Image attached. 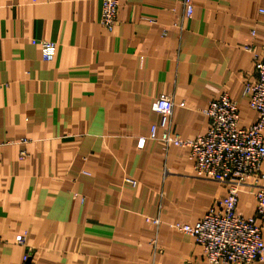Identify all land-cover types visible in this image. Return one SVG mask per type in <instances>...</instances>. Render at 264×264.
<instances>
[{"label":"crops","instance_id":"crops-1","mask_svg":"<svg viewBox=\"0 0 264 264\" xmlns=\"http://www.w3.org/2000/svg\"><path fill=\"white\" fill-rule=\"evenodd\" d=\"M192 4L185 17L179 0H118L107 30L101 0H0V264H22V236L29 264L206 263L170 224H194L225 189L160 135L204 134L222 93L239 125L255 121L244 88L264 56V0ZM33 39L54 42L52 60ZM260 173L238 193L242 217Z\"/></svg>","mask_w":264,"mask_h":264},{"label":"built area","instance_id":"built-area-1","mask_svg":"<svg viewBox=\"0 0 264 264\" xmlns=\"http://www.w3.org/2000/svg\"><path fill=\"white\" fill-rule=\"evenodd\" d=\"M184 16L193 12L192 0H179ZM118 0H101L100 24L112 30L117 17ZM39 46L42 60L50 61L55 54V44L50 40L33 39ZM244 93L249 95V107L256 112L253 123L241 126L239 108L235 101L222 93L212 99L205 109L209 118L206 132L194 139L181 138L170 128L160 135L165 144H175L189 148V159L193 163L194 174L221 184L225 195L215 201L194 224L171 223L175 230L191 235L202 246L205 264H249L264 259V186L254 193L256 206L254 214L242 217L236 214L240 189L255 176H261L260 166L264 162V56L255 60V76L247 82ZM152 109L159 113L171 114L172 102L157 99ZM151 138L155 137V126L150 128ZM144 139L139 140L142 145ZM1 145V144H0ZM158 222V219H153ZM17 242L25 246L22 264H29L31 249L24 236Z\"/></svg>","mask_w":264,"mask_h":264}]
</instances>
